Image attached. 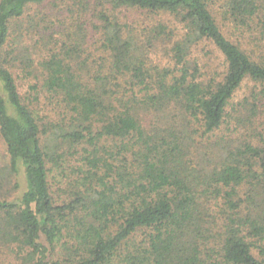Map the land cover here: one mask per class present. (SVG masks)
I'll return each instance as SVG.
<instances>
[{
    "label": "trees",
    "instance_id": "1",
    "mask_svg": "<svg viewBox=\"0 0 264 264\" xmlns=\"http://www.w3.org/2000/svg\"><path fill=\"white\" fill-rule=\"evenodd\" d=\"M219 1L233 33L214 0H0V264H264V0Z\"/></svg>",
    "mask_w": 264,
    "mask_h": 264
},
{
    "label": "rangeland",
    "instance_id": "2",
    "mask_svg": "<svg viewBox=\"0 0 264 264\" xmlns=\"http://www.w3.org/2000/svg\"><path fill=\"white\" fill-rule=\"evenodd\" d=\"M214 1H215V8L217 9V11L214 12V15L216 17L217 22L226 24L225 28H224V26H222V30H224L225 32H226V30H228L231 33H233L235 31V29H234V26H233L232 23H234V22L232 21V19H224V16L222 14V10H221L220 4H219V2L221 3V1H219V0H214ZM138 16L142 20L145 19L140 14ZM230 32H228L229 35H230ZM192 56L194 58H196L199 62L210 61L211 63H213V64H211L213 66L214 65L215 66L220 65L221 61H222V58L219 55V53L217 52V50H215L213 48V46L206 45V44H200L199 46L195 47L193 49ZM28 83H29V79H24L21 82V91L22 92H27ZM250 86H252L251 82L244 83L242 85V87L239 90H237L236 98L243 97L248 92V87H250ZM41 99L38 102H36V109L38 110L40 115L47 113V111L49 109V107L45 106L43 100H41ZM2 150H3V145H2V143L0 141V152Z\"/></svg>",
    "mask_w": 264,
    "mask_h": 264
}]
</instances>
